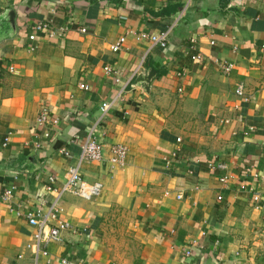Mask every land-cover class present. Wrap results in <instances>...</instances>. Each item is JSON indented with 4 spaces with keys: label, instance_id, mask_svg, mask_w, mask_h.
Here are the masks:
<instances>
[{
    "label": "crops",
    "instance_id": "1",
    "mask_svg": "<svg viewBox=\"0 0 264 264\" xmlns=\"http://www.w3.org/2000/svg\"><path fill=\"white\" fill-rule=\"evenodd\" d=\"M164 31L166 47L139 36ZM0 73V264H264V0H0ZM95 123L104 158L61 192ZM52 206L71 228L36 260L26 215Z\"/></svg>",
    "mask_w": 264,
    "mask_h": 264
},
{
    "label": "built area",
    "instance_id": "2",
    "mask_svg": "<svg viewBox=\"0 0 264 264\" xmlns=\"http://www.w3.org/2000/svg\"><path fill=\"white\" fill-rule=\"evenodd\" d=\"M33 29L35 33H32L30 35V38L36 39V32L48 30L50 32L51 36H54L55 29L52 27V23L50 20L48 21H39L36 22L33 25ZM83 32L86 31V28H81ZM139 36L143 39H149L153 44L159 45L161 47H166L168 44V37H169V31H164L159 34H149L147 32H141L139 33ZM126 37H121L118 42L111 45V50L114 52H117L121 49L122 44L125 42ZM193 59H203V56L201 54H196L192 56ZM221 69L225 73L231 72V70L234 67V64L229 61H218ZM12 71H14V67L10 68ZM105 72L110 74L113 72L112 67L106 66ZM1 75V73H0ZM80 87L82 89H89V86L85 83H81ZM236 94L238 96L243 97L245 95V89L242 84L238 85L236 88ZM113 105L112 101H105L101 105V117L100 119L109 111L110 107ZM60 119L56 116L50 115L48 109H43L41 112L39 119H38V125L40 127H46V128H52L57 125H59ZM96 126L97 123L92 125L90 130L88 131L87 135L85 136L83 142L81 143V150L77 158V162L75 165L71 166L69 168L68 177L65 185L62 187L61 192H64L66 190H72V191H78V189H82L84 187V182L82 179L81 174V164L83 161H100L104 158L105 153V147L102 142L97 138L96 135ZM45 136L50 135V131L47 130L44 133ZM182 139L181 137L177 138V141L180 142ZM9 143V137L8 135L4 138L3 146L8 145ZM110 162L112 165L117 164H124L127 158L128 154V146L124 143H114L110 146ZM63 154L67 157H72V154L70 151L65 150L63 151ZM212 168H215L217 170H227L228 165L226 162H213L210 164ZM231 176L227 174V172L220 176L219 180L222 182L223 185L227 186L228 183H230ZM241 187L244 189L246 188V183H242ZM13 194V188H5L2 191H0V201H8L12 197ZM179 199L183 197V195L180 193L177 195ZM255 202L257 203V207H259L260 202V196L255 193L253 196ZM27 219L28 223L37 228V232L35 234V243L33 244L34 247V253L36 254V260L38 259L39 252L42 251L44 254H47L46 251L42 250V245H47L52 240L59 239V236L62 231L68 230L71 228V224L65 220V219H58L57 217V211L52 206L49 210H42V209H35L33 211H30L27 213ZM55 218L56 223H52V219ZM59 264H80L76 261L70 260L68 258H63L59 261Z\"/></svg>",
    "mask_w": 264,
    "mask_h": 264
},
{
    "label": "water",
    "instance_id": "3",
    "mask_svg": "<svg viewBox=\"0 0 264 264\" xmlns=\"http://www.w3.org/2000/svg\"><path fill=\"white\" fill-rule=\"evenodd\" d=\"M156 71L154 69H150L147 73H141L136 78V83H141L147 90L150 89L149 83L154 77Z\"/></svg>",
    "mask_w": 264,
    "mask_h": 264
}]
</instances>
